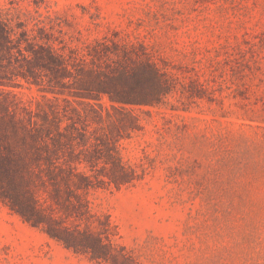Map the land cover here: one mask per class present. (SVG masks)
I'll use <instances>...</instances> for the list:
<instances>
[{
  "label": "rangeland",
  "instance_id": "1",
  "mask_svg": "<svg viewBox=\"0 0 264 264\" xmlns=\"http://www.w3.org/2000/svg\"><path fill=\"white\" fill-rule=\"evenodd\" d=\"M0 8L84 41L116 31L159 62L206 69L213 101L171 109L182 106L173 95L142 106L151 115L141 113L144 129L122 151L154 158L150 174L89 197L139 264H264V0H0ZM13 92L41 99L26 83ZM0 264L100 263L0 202Z\"/></svg>",
  "mask_w": 264,
  "mask_h": 264
},
{
  "label": "trees",
  "instance_id": "2",
  "mask_svg": "<svg viewBox=\"0 0 264 264\" xmlns=\"http://www.w3.org/2000/svg\"><path fill=\"white\" fill-rule=\"evenodd\" d=\"M57 26L0 8V202L94 262L139 264L111 214L94 210L89 196L150 174L154 158L122 151L143 131L141 113L151 115L142 106H165L173 95L182 106L171 109L213 101L209 79H201L207 70L159 62L116 31L84 41ZM24 83L41 99H18L13 88Z\"/></svg>",
  "mask_w": 264,
  "mask_h": 264
}]
</instances>
